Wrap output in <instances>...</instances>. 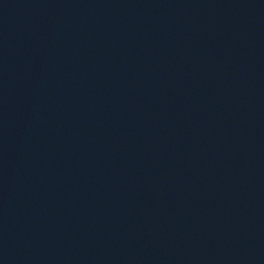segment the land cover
<instances>
[{
	"label": "water",
	"instance_id": "95a60500",
	"mask_svg": "<svg viewBox=\"0 0 264 264\" xmlns=\"http://www.w3.org/2000/svg\"><path fill=\"white\" fill-rule=\"evenodd\" d=\"M18 264H264V0H0Z\"/></svg>",
	"mask_w": 264,
	"mask_h": 264
}]
</instances>
